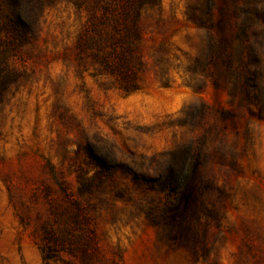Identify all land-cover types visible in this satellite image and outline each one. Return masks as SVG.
I'll list each match as a JSON object with an SVG mask.
<instances>
[{
	"label": "rangeland",
	"instance_id": "374dc122",
	"mask_svg": "<svg viewBox=\"0 0 264 264\" xmlns=\"http://www.w3.org/2000/svg\"><path fill=\"white\" fill-rule=\"evenodd\" d=\"M97 1L16 0L25 40L0 2V264H264V0L149 1L169 70L128 95L76 48ZM221 19L249 39L216 59ZM172 164L192 199L166 227Z\"/></svg>",
	"mask_w": 264,
	"mask_h": 264
},
{
	"label": "trees",
	"instance_id": "16d2710c",
	"mask_svg": "<svg viewBox=\"0 0 264 264\" xmlns=\"http://www.w3.org/2000/svg\"><path fill=\"white\" fill-rule=\"evenodd\" d=\"M94 1L98 3L97 0ZM149 1L152 0H104L99 3L101 10L95 8V3L89 9L88 22L78 34L76 42L80 55L86 60L97 62L100 72L111 77L126 95L141 90L143 85L141 78L149 67H153L154 70L157 68L162 76H165L169 70L172 46L165 34V28L150 35L153 36L155 55L151 62L146 58L148 38L144 10ZM0 2L9 13L6 21L7 31L14 36V39L25 40L26 35L22 32L24 21L16 11V0H0ZM233 13L236 14V11L234 10ZM224 23V19H221L210 25L217 39V46L214 47L216 59L226 56L230 44L236 42L240 45L243 39L244 41L249 39L244 31L240 34H225ZM223 61L228 65V60ZM215 64L217 66L219 61L216 60ZM238 80L241 91L246 95V87L251 79L238 77ZM163 86L167 85L163 83ZM186 177L184 169L172 164L163 174L150 178V186H153L157 195L166 193L167 200L170 201L163 202L158 207H155L159 204L158 201L155 199L152 201L155 212L153 223L171 227L175 218L180 216V211L189 206L192 195L182 189ZM104 178L110 180V175H104V171H97L93 183L98 182L101 185Z\"/></svg>",
	"mask_w": 264,
	"mask_h": 264
}]
</instances>
